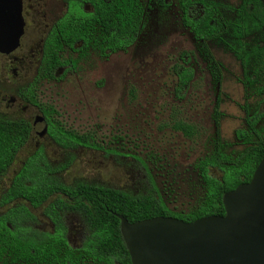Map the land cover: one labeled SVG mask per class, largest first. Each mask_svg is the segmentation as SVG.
I'll use <instances>...</instances> for the list:
<instances>
[{
	"label": "rangeland",
	"instance_id": "obj_1",
	"mask_svg": "<svg viewBox=\"0 0 264 264\" xmlns=\"http://www.w3.org/2000/svg\"><path fill=\"white\" fill-rule=\"evenodd\" d=\"M138 1L145 16L131 48L107 58L93 52L82 57L65 52L64 59L76 60L74 67L69 65L57 80L37 86L38 100L53 106L67 128L91 133L105 151H63L50 140L40 141L35 132H40L43 124H34L39 114L18 99L19 90L34 77L37 62L30 54H38L39 46L22 42L12 58L0 56V117L23 119L33 127L27 145L6 173L5 183L41 142L53 165L69 162L59 177L65 184L91 182L134 196L147 194L153 184L162 195L168 189L164 203L180 211L193 203L200 187L194 164L211 152L216 104L223 153L235 155L242 150L235 132L246 128L245 114L253 112L258 99L244 90L252 58L244 71L236 55L232 27L228 26L218 40L199 41L181 25L176 0L165 7L160 0ZM211 1L223 7L225 20L237 24L233 10L240 7L241 0ZM261 2L264 5V0ZM262 36V31L247 25L242 39L246 50L260 43ZM183 52L191 54L188 65L193 79L183 100H178L173 66ZM179 121L194 127L193 138L174 130ZM210 174L217 179L221 176L217 169H210ZM35 215L37 229H51L40 211ZM68 222L72 227L70 240L78 245L77 222L72 218Z\"/></svg>",
	"mask_w": 264,
	"mask_h": 264
},
{
	"label": "trees",
	"instance_id": "obj_2",
	"mask_svg": "<svg viewBox=\"0 0 264 264\" xmlns=\"http://www.w3.org/2000/svg\"><path fill=\"white\" fill-rule=\"evenodd\" d=\"M195 2L202 7L203 18L186 20V24L197 40H218L228 26H231L238 45L236 55L244 71L249 58H252L253 66L245 79L244 87L246 93L258 99V104L252 113H246V128L235 132L237 140L243 144L242 150L235 155L223 153L219 134L220 115L216 104V132L211 152L200 157L194 164L200 187L195 193L193 203L186 210L180 211L171 210L164 203L163 195L169 196V190H163L162 195L153 184L147 194L136 196L81 182L65 186L50 174L63 171L69 162L67 165L53 167L45 161L42 154L37 153L25 162L12 179L3 194V200L9 202L11 199H22L33 207L45 205L44 213L52 222L53 231L44 233L35 230L32 225L36 219L25 207L10 209L0 219V264H131L121 240L119 220L115 215L123 216L129 223L155 217H169L192 223L209 216H223L222 196L251 180L257 165L264 158V5L259 0H242L237 11L238 18L235 20L237 24L233 26L230 22L226 26L219 19L218 4H211L207 0ZM116 5L118 24L122 27L117 28L118 35L114 38L113 31L107 25L104 33L100 35L101 42L96 43L102 53L108 49H126L135 40L141 13L139 3L137 0H116ZM189 5L187 0L185 9ZM246 18L254 25L250 28L263 33L260 43L254 45L250 51L246 50L242 41L247 26H243L241 21ZM52 35V40L43 45L35 80L27 89L21 91V97L44 115L48 134L59 147L67 150L84 147L105 151L94 135L80 134L67 128L59 120L58 111L51 105L41 103L37 98L39 81L53 79L55 71L66 66L60 55L64 47L73 49V40H84L79 28L69 30L62 25H58ZM130 35L132 37L129 38ZM173 71L176 76L174 95L180 100L187 93L193 79V70L177 63ZM173 128L188 139L196 134L194 127L184 122L174 123ZM30 133L31 125L27 121L0 117V176L6 174L13 165L17 154L27 144ZM36 157L40 159V163L33 166ZM142 165L145 168V163ZM210 169H217L221 174L220 178L212 177ZM57 192L60 194L55 197ZM16 211L19 212L18 219L14 215ZM66 212L78 214L85 226V237L78 249L72 248L66 242Z\"/></svg>",
	"mask_w": 264,
	"mask_h": 264
},
{
	"label": "water",
	"instance_id": "obj_3",
	"mask_svg": "<svg viewBox=\"0 0 264 264\" xmlns=\"http://www.w3.org/2000/svg\"><path fill=\"white\" fill-rule=\"evenodd\" d=\"M21 33V26L0 27V55L19 48ZM46 132L44 126L38 134ZM222 206L223 216L192 223L169 217L129 223L115 215L130 263L264 264V158L248 183L222 196Z\"/></svg>",
	"mask_w": 264,
	"mask_h": 264
},
{
	"label": "flooded vegetation",
	"instance_id": "obj_4",
	"mask_svg": "<svg viewBox=\"0 0 264 264\" xmlns=\"http://www.w3.org/2000/svg\"><path fill=\"white\" fill-rule=\"evenodd\" d=\"M169 1L170 0H160L159 4L165 7L167 5V2H169ZM186 1L187 0H176L177 10H178V14H179V20H180L181 25L184 28H186L193 35V33L190 30V27L186 24V20H192V19L198 20L199 18H203L204 13H203L202 7L198 6V3L195 2V0H189L190 5L185 9L184 4ZM207 1L211 4L214 3L211 0H207ZM259 1L261 2V0H259ZM137 2L139 3V5L141 7V13H140V22L138 24V29H137V32L135 35V40L133 41V43L129 47H126V49H117L116 51H110L108 49L102 53L101 49L99 47H96V43L99 44L101 42L100 35H102L104 33V31L107 28V25H109L110 30L113 31L114 38H116V36L118 35L117 28L122 27L121 24H118V19L116 16L117 15L116 14L117 13L116 12V10H117L116 0H0V27L18 28L19 26H21L22 33H21V37L19 40L20 45L23 42L26 44L39 46V48H38L39 50L37 52L38 54H36V55L30 54V57L35 58V60L37 62L35 65L34 77L27 85H25L22 89H20L19 93H18V96H19L18 99L23 104H26V106L32 107L33 109H35L36 112L39 114V116L35 117L34 124L35 123H42L43 127L46 126L47 130H48V126L45 122L44 115L39 111L38 108H36V107L26 103L25 101H23L20 93H21V91L27 89L35 80V78L37 76V69L40 65V61L42 58L43 45H45L46 43H48L52 40V36H53L52 34H53L54 29H56L58 27V25H62V27H65L66 29H69V30L79 28L81 30V34H82L84 40H79V39L73 40L74 41L73 43L75 44L73 49H69L68 47H64V51H62L60 55L62 57V60H64L66 62V66L56 70L54 73L53 79H51V80H48V79L40 80L38 85L43 81L44 82L55 81L58 79L57 77L59 74L63 73L64 70L67 71V67L69 65L74 67L76 60H72L70 58L64 59L63 53H65V52L66 53H68V52L77 53L80 57H82L83 55H86L87 53L93 52V53L98 54L100 57L107 58L110 55H113V54L119 53V52H125L126 50L131 48L134 45V43L136 42V40L139 36L140 30L143 27V20H144V16H145V10H144L143 6L140 4V2L138 0H137ZM241 5H242V0H241ZM219 6H220V8H219V19L222 20L223 25L225 24L227 26L230 23V21L224 19V17L222 16L223 7L221 5H219ZM238 9L233 10V13L235 15H237ZM211 18L213 20L214 17L212 16ZM216 18L218 19V16ZM212 20H211V24H212ZM241 24H243V26H247V25H249L250 27L254 26L253 23H251V21L248 20L247 18L244 21H241ZM130 37H132V35H130L129 38ZM193 37H194V35H193ZM194 39H196V38L194 37ZM70 40L72 41V39H70ZM70 40H68V41H70ZM199 41H203V40H199ZM206 41H208V40H206ZM13 53H11L9 55H0V56H3L5 58L10 59L13 57L12 56ZM24 58H26V57H24ZM178 58H177L178 62H176V64L178 63L179 65H183L184 67H191L188 65V62L191 59V54L189 52H183V53L179 54ZM174 66H173V68H174ZM244 83H243V86H244ZM174 89H175V86H174ZM244 90H245V87H244ZM180 100H183V99H180ZM24 110H25V108H24ZM245 117H246V114H245ZM36 120H42V121L36 122ZM32 132H33V127L31 126V133H30L29 139L32 136ZM38 133L39 132H35V135L37 136V138L40 141L41 140L43 141L45 139L50 140L51 143L58 146L53 141L51 136L48 134V131L42 136H39ZM80 134H82V133H80ZM61 149L63 151L64 150L65 151H73L74 150V149L73 150H67V149H63V148H61ZM78 149L91 150V151L95 150V149L84 148V147H78ZM37 153L42 154L44 156L45 161L49 165H51L53 167L59 165V164L53 165L50 162L49 156L47 155V150L44 148V145H42L41 142H37L33 151L24 159V161H22L20 163L19 167L16 169V171L13 172L12 176L9 178L7 183H5V180H4L6 174L0 176V219L3 218L5 216V214L10 209H14L16 207L23 206L35 217L36 222H35V224L32 225V227L35 230H38V231L44 232V233H49V232L51 233L53 231L54 226H53L52 222L49 220V218L44 213L45 205L42 204L38 207H33L27 201L22 200V199H11L9 202H4V200H3V194L5 193L7 188L10 186L12 179L17 175L19 170L25 165V162ZM38 163H40V159L38 157H36L33 160L32 165L36 166ZM12 166L10 168H12ZM60 174H61V172H54V173L50 174V176L54 177L61 184L65 185V186L74 185V184L68 185V184H65L64 182H62L59 178ZM32 176H34V175H32ZM81 183H85L88 185H95L97 187L101 186V185L94 184L91 182H84L83 181ZM55 194L56 195H54V196L56 197L60 193L57 192ZM38 211H40V215L42 216V218L50 224V226H51L50 230L37 229L36 223H37L38 219H37L35 213ZM14 215L18 219L19 212L16 211ZM70 218H72L73 220H75L77 222V233L76 234L78 235V238H79V244L78 245H74L70 240V233L72 230V227H71L70 223L68 222ZM64 220H65V226H66V235H65L66 242L72 248L78 249L80 247L81 243L83 242L84 237H85V226L83 225L80 216L74 212H66L65 216H64Z\"/></svg>",
	"mask_w": 264,
	"mask_h": 264
}]
</instances>
